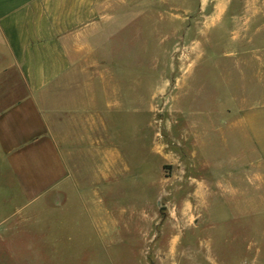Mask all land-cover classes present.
<instances>
[{"label":"rangeland","instance_id":"1","mask_svg":"<svg viewBox=\"0 0 264 264\" xmlns=\"http://www.w3.org/2000/svg\"><path fill=\"white\" fill-rule=\"evenodd\" d=\"M223 1L232 7L233 0ZM238 2L241 7L246 0ZM239 11L237 24L246 21ZM173 13L144 11L139 25H129L121 42L113 39L102 60L112 81L125 86V107L113 112L111 127L129 169L104 206L120 223L117 229L92 233L79 215L85 206H61L54 195L28 202L0 155V264H141L145 257L149 264H264L263 163L257 152H237L225 122L233 119L237 102L262 101L264 92L245 89L247 80H236L232 59L225 57L237 46L231 10L222 21L218 12L213 26L191 28L179 26ZM200 133L207 136L205 145L194 147L189 139ZM191 154L192 175L215 176L224 165L233 167V177L223 186L190 185L185 167ZM146 216L152 220L146 230L151 225L160 234L155 251L143 257L147 241L129 234L135 225H125ZM58 217L66 222L63 229ZM174 237L175 258L169 257Z\"/></svg>","mask_w":264,"mask_h":264},{"label":"crops","instance_id":"2","mask_svg":"<svg viewBox=\"0 0 264 264\" xmlns=\"http://www.w3.org/2000/svg\"><path fill=\"white\" fill-rule=\"evenodd\" d=\"M237 1L231 7L223 0H0V155L26 200L54 195L61 206L80 203L86 208L79 212L83 222L99 236L119 226L104 206L129 169L111 127L113 112L125 107V86L120 79L113 82V71L101 65L113 39L121 42L124 30L137 27L146 10L175 12L173 21L188 28L213 26L218 12L222 21L231 10V40L237 46L225 57L232 59L236 80H247L245 89L264 92V0H246L241 7ZM236 10L246 12V21L237 24ZM232 114L225 122L235 149L257 152L264 169V95L262 101L237 102ZM206 137L186 135L194 147H203ZM192 155L185 167L190 185L223 186L233 177V167L224 165L215 168V176L192 175ZM261 179L264 185V170ZM151 221L146 216L125 225H135L129 234L147 241L143 257L155 251L160 234L151 225L146 230ZM57 224L66 226L60 217ZM177 245L174 237L169 257L175 258ZM143 261L149 264L148 258Z\"/></svg>","mask_w":264,"mask_h":264}]
</instances>
